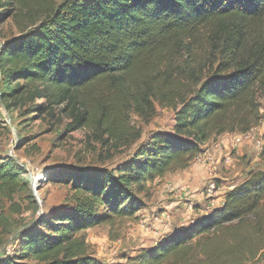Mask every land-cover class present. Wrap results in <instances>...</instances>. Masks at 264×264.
Returning a JSON list of instances; mask_svg holds the SVG:
<instances>
[{
	"label": "trees",
	"instance_id": "trees-1",
	"mask_svg": "<svg viewBox=\"0 0 264 264\" xmlns=\"http://www.w3.org/2000/svg\"><path fill=\"white\" fill-rule=\"evenodd\" d=\"M57 1L0 4V22L12 17L20 28L22 12L31 26L0 44L2 100L49 117L57 109L70 130L90 129L113 149L127 136L129 111L147 118L155 102L173 111V125L152 132L120 169L70 180L73 215L36 219L0 264H96L85 230L133 218L148 183L185 170L207 143L246 134L261 120L264 0ZM203 47L213 61L198 67ZM259 159L263 169L228 190L221 206L125 264H264V146ZM21 173L11 161L0 164L8 188Z\"/></svg>",
	"mask_w": 264,
	"mask_h": 264
},
{
	"label": "rangeland",
	"instance_id": "rangeland-1",
	"mask_svg": "<svg viewBox=\"0 0 264 264\" xmlns=\"http://www.w3.org/2000/svg\"><path fill=\"white\" fill-rule=\"evenodd\" d=\"M4 2L0 0V4ZM22 16L21 12L17 18L20 28L12 17L0 22V44L19 37L21 31L31 30ZM196 61L201 67L213 57L203 47ZM173 75L182 79L178 71ZM5 91L0 75V164L11 161L22 173L9 188L0 180V257L10 255L20 233L42 215L49 218L62 211L73 215L70 180L99 170L120 169L152 132H169L173 125V111L155 102L147 118L129 111L124 121L127 136L120 148L113 149L101 145L98 139L106 137L90 129L70 130L71 120L57 109L54 117H49L29 105L13 106L11 101L2 100ZM174 92L183 91L174 88ZM41 102L35 101V106ZM258 103L261 120L254 128L246 134L217 137L202 147L203 153L188 168L148 183L144 192L136 196L143 208L133 218L85 230L89 254L96 264H125L124 258L151 248L196 214L221 206L228 190L240 184L249 172L263 168L257 152L264 146V100ZM137 134L139 137L133 141Z\"/></svg>",
	"mask_w": 264,
	"mask_h": 264
},
{
	"label": "crops",
	"instance_id": "crops-1",
	"mask_svg": "<svg viewBox=\"0 0 264 264\" xmlns=\"http://www.w3.org/2000/svg\"><path fill=\"white\" fill-rule=\"evenodd\" d=\"M210 143H211V142H210ZM206 145H208V143H207ZM206 145H204V146H206ZM204 146H203V147H204ZM259 153H260V152H257V154H259ZM261 165H262V164H261ZM262 169H263V168L258 169L257 171H260V170H262ZM247 177H248V176L245 175V176L242 178L241 183H242L243 181H245V180L247 179ZM237 185H239V184H237Z\"/></svg>",
	"mask_w": 264,
	"mask_h": 264
},
{
	"label": "built area",
	"instance_id": "built-area-1",
	"mask_svg": "<svg viewBox=\"0 0 264 264\" xmlns=\"http://www.w3.org/2000/svg\"><path fill=\"white\" fill-rule=\"evenodd\" d=\"M237 142H239V141H237ZM210 187L213 188V185H211ZM207 211H208V210H207Z\"/></svg>",
	"mask_w": 264,
	"mask_h": 264
}]
</instances>
